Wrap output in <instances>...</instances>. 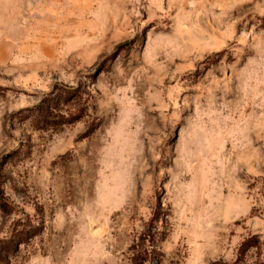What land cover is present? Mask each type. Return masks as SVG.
<instances>
[{"label": "rangeland", "instance_id": "rangeland-1", "mask_svg": "<svg viewBox=\"0 0 264 264\" xmlns=\"http://www.w3.org/2000/svg\"><path fill=\"white\" fill-rule=\"evenodd\" d=\"M0 264H264V0H0Z\"/></svg>", "mask_w": 264, "mask_h": 264}, {"label": "trees", "instance_id": "trees-1", "mask_svg": "<svg viewBox=\"0 0 264 264\" xmlns=\"http://www.w3.org/2000/svg\"><path fill=\"white\" fill-rule=\"evenodd\" d=\"M142 241H144V239H142ZM251 240H245L240 247V252L242 255H244V253L249 250V248H251L253 246V243L250 242Z\"/></svg>", "mask_w": 264, "mask_h": 264}]
</instances>
